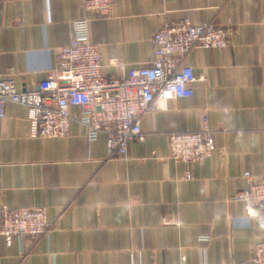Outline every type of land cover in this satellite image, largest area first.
<instances>
[{
  "label": "crops",
  "instance_id": "crops-1",
  "mask_svg": "<svg viewBox=\"0 0 264 264\" xmlns=\"http://www.w3.org/2000/svg\"><path fill=\"white\" fill-rule=\"evenodd\" d=\"M80 16L77 0H0V77L11 68L19 90L37 89ZM91 17L111 75L149 63L167 22L214 23L231 39L185 57L194 94L155 103L126 156L110 157L106 135L90 141L78 121L64 136L34 137L27 107L8 102L0 205L47 207L52 226L11 245L0 236V264H251L264 214L248 216L234 195L245 170H263L264 0H114ZM204 114L223 151L172 160L169 133L198 129Z\"/></svg>",
  "mask_w": 264,
  "mask_h": 264
},
{
  "label": "built area",
  "instance_id": "built-area-1",
  "mask_svg": "<svg viewBox=\"0 0 264 264\" xmlns=\"http://www.w3.org/2000/svg\"><path fill=\"white\" fill-rule=\"evenodd\" d=\"M114 0H77L82 16L73 21L70 41L57 50V65L47 71L35 90H19L14 70L0 77V117L8 102L27 107L34 137H59L69 132L72 121L86 127L90 141L101 133L107 137L110 157L127 155L128 143L143 140L141 119L150 115L158 101L189 97L196 80L193 67L184 62L196 48H222L230 44L229 30L214 23L196 24L190 19L167 22L153 38L154 58L147 64L130 66L120 75L104 73L99 44L90 38L92 14L110 11ZM72 106L80 107L73 114ZM204 114L198 129L169 133L170 158L176 162H197L223 151ZM264 160V154H263ZM192 175L187 172L184 178ZM246 185L234 199L243 203L248 216L264 214L263 170L255 175L245 170ZM52 224L47 207L0 205V236L11 245L23 235L46 233ZM252 249L251 264H264V237ZM185 261V257H182Z\"/></svg>",
  "mask_w": 264,
  "mask_h": 264
}]
</instances>
